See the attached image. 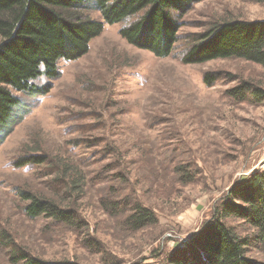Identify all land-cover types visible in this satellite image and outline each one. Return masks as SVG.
<instances>
[{
  "label": "rangeland",
  "instance_id": "obj_1",
  "mask_svg": "<svg viewBox=\"0 0 264 264\" xmlns=\"http://www.w3.org/2000/svg\"><path fill=\"white\" fill-rule=\"evenodd\" d=\"M86 14L102 19L94 8ZM233 18L264 19V3H195L168 57L129 44L120 35L125 23L106 25L87 55L59 61V78L35 81L50 83L49 93L18 94L21 119L0 145V264H16L11 256L22 252L79 264H168L232 186L264 170V104L226 94L240 79L264 84V68L237 58L182 62L193 34ZM207 73L217 77L211 86ZM30 153L47 160L27 172L14 166ZM178 166L193 176L189 183ZM22 191L53 200L73 222L29 216ZM136 203L158 222L128 229ZM226 222L251 233L240 220ZM249 255L264 262V248Z\"/></svg>",
  "mask_w": 264,
  "mask_h": 264
},
{
  "label": "trees",
  "instance_id": "obj_2",
  "mask_svg": "<svg viewBox=\"0 0 264 264\" xmlns=\"http://www.w3.org/2000/svg\"><path fill=\"white\" fill-rule=\"evenodd\" d=\"M201 0H0V145L21 119L17 109L19 93L47 94L52 85H38L45 76L59 78L60 60L74 61L90 52L91 41L100 36L106 25L125 23L120 35L129 44L152 52L158 57L170 56L179 40L182 18ZM264 3V0H247ZM94 8L102 19L86 14ZM182 54L185 64H200L214 59L237 58L264 68V19H226L214 23L190 38ZM207 73L204 82L216 81ZM237 102L264 104V84L240 79L226 91ZM43 154L30 153L17 158L15 167L41 165ZM176 172L187 184L193 176ZM78 175H76L77 177ZM75 178V177H74ZM71 177V179H74ZM78 178V177H77ZM75 182L80 185L81 179ZM20 196L27 202L26 213L37 218L46 216L56 221L73 222L71 212L53 200L28 191ZM117 208V203L112 204ZM125 217V225L139 231L158 222L149 207L136 203ZM248 225L250 235L243 236L228 219ZM264 248V170L241 178L215 208L214 218L199 232L178 246L168 257V264H264L249 255L251 248ZM16 264H79L76 261H46L26 252L13 254Z\"/></svg>",
  "mask_w": 264,
  "mask_h": 264
},
{
  "label": "clouds",
  "instance_id": "obj_3",
  "mask_svg": "<svg viewBox=\"0 0 264 264\" xmlns=\"http://www.w3.org/2000/svg\"><path fill=\"white\" fill-rule=\"evenodd\" d=\"M45 82H47V81H45ZM24 171H25V172L28 171V166H27V165L25 166Z\"/></svg>",
  "mask_w": 264,
  "mask_h": 264
}]
</instances>
